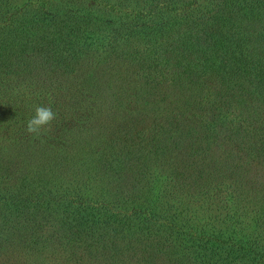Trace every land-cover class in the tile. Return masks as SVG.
Returning <instances> with one entry per match:
<instances>
[{
	"label": "trees",
	"instance_id": "trees-1",
	"mask_svg": "<svg viewBox=\"0 0 264 264\" xmlns=\"http://www.w3.org/2000/svg\"><path fill=\"white\" fill-rule=\"evenodd\" d=\"M141 2L147 11L131 12V19L123 12L132 23L116 28L110 15H120L127 0H25L11 8L0 0V37L27 38L0 60V258L19 247L23 264H68L57 252L78 248L61 245L78 228L92 237L98 230L108 243L79 264H264V168L253 164L262 158L255 138L264 132V101L263 108L247 107L236 94L237 107H219L225 122L189 124L199 111L208 114L212 97L200 81L209 77L228 90L257 81L264 92V0ZM106 19L111 27H97ZM134 40L156 46L148 55L125 53ZM18 45L21 61H11ZM37 106L51 107L57 118L51 132L28 135ZM205 126L213 138L200 136ZM228 128L254 140L241 138L253 163L228 161L241 150L223 145ZM223 182L230 184L220 201L224 212L203 229L187 218L190 200H205ZM159 183L174 185L176 217L177 204L164 208L152 193L149 185ZM137 186H149L147 193ZM136 194L151 200L145 205ZM121 196L140 204L127 212ZM162 221L186 248L147 254L143 233ZM45 225L63 236L50 241ZM137 236L141 254L130 256L124 244Z\"/></svg>",
	"mask_w": 264,
	"mask_h": 264
},
{
	"label": "rangeland",
	"instance_id": "rangeland-1",
	"mask_svg": "<svg viewBox=\"0 0 264 264\" xmlns=\"http://www.w3.org/2000/svg\"><path fill=\"white\" fill-rule=\"evenodd\" d=\"M3 4H5L6 6L9 5V7L11 8V6H15L17 4H22L25 0H2ZM138 0H127V3L123 6L119 8V11L121 12L120 15L118 14V16H116L117 13H112L110 15V19L114 18L117 21L114 23V27L118 28L120 25H122V23H124L126 21L127 24H131L132 22L130 20H125L124 17H122L121 15H125V13L123 12H127L129 14V19H131V17H133L134 15H132L131 12H134L135 14L137 12L143 11L146 12L147 11V7L143 2H146V0H140V2H137ZM92 3V1L90 2ZM138 3V4H137ZM94 4V2H93ZM96 5V4H95ZM64 13V12H61ZM110 19H106V21H98L97 22V27H101V29H107L109 26L108 24L112 21H110ZM74 23H72L71 25H73ZM79 24L84 28L85 27V23L83 21H80ZM69 25V24H68ZM27 40V38H25L24 40L19 37V36H15L14 34L12 35H4L0 37V56L2 55V58L0 57V60H4L7 55H9L12 52V48L14 46V44L17 43H22L25 42ZM128 48H126L124 46V51L125 53H145V55H148L151 51V49L156 46V44L154 42H147L146 40H134V41H130L128 42ZM11 47L9 49H7L8 47ZM156 49H158V47H155L153 49V52L156 51ZM128 50V51H127ZM19 51V52H18ZM17 54H12V58L10 59L11 61H21V59H18V54L20 53V48L19 45L17 46L16 49ZM260 52V51H259ZM4 55V56H3ZM260 55L262 56L263 54L260 52ZM107 56V55H106ZM3 64V63H2ZM2 64H0V72L3 75V70L4 67L1 66ZM136 72L140 73V75H142V69L141 68H134L133 70ZM257 80V79H256ZM260 80V79H258ZM250 82H246L244 84V90H241L240 87H237L236 89H232V90H228V88H226L221 81L215 79V78H207L206 81H200V86L201 88H207L209 89V92L211 94V99H209L206 104L207 106L205 107V110H207L208 114L203 112L198 113L197 117H190V123H195V124H200L201 119H204L205 121L208 122H225L226 119H221L218 120V115H219V107L222 108L225 112H229V110H231L230 106L233 107H237V103H236V99H237V95L236 94H241L243 95L244 99H245V105L247 107L251 106V105H255L254 108L256 107H262L263 108V103L262 101H264L263 99V95L264 92L262 91L263 88V84L262 83H258L257 81L253 82V84H249ZM157 91H161L162 93L165 91L161 89H157ZM244 91H247L249 93H243ZM205 92V91H204ZM202 93L201 95H205V93ZM194 93H197V91H194ZM235 93V94H233ZM242 99V98H241ZM184 100L181 99V102H183ZM198 101L199 99H195V97H192L191 103H192V108H198ZM240 109V108H239ZM210 114V115H209ZM27 115V114H26ZM192 115V112L191 114ZM200 115H202V117H200ZM228 115V114H227ZM226 115V116H227ZM28 116V115H27ZM214 118V119H213ZM228 121H232L235 123V125L237 126H241V120L240 119H236L231 117L230 115H228ZM185 120V119H184ZM2 124V123H1ZM209 124V123H208ZM208 124H206V126H208ZM205 126V129H203L201 131V137L203 138H213V134L209 131L206 130L207 127ZM220 126H222V124H220ZM2 128V127H1ZM229 129L228 128V136H229V140L228 138L226 139L225 136L226 135H222V143H224L223 145L226 146V148L229 150L230 146L232 147H238L241 148V150H234L232 151L237 157L235 159L234 155L231 154L229 155V157L227 158L228 161L231 163L232 160L234 159V163H239L241 164V166L246 165V163H253L254 159L251 155V153L249 152L250 149V144L248 143V145L246 144V141L244 140L243 143L241 144V138L245 137V139L248 141V136L246 137V132H241L239 131L238 136L237 134L234 132L229 133ZM205 131V132H203ZM261 134L263 136H259L255 139H260L257 142V149L258 152H260V155H262V158L260 160V163L257 164V162L253 163L256 166H260V169L263 170L264 168V132L260 131ZM136 132H134V136ZM233 140V141H232ZM211 141V140H210ZM239 141V143H238ZM250 143H254V140L251 139L250 141H248ZM138 143V139L133 138L132 140V144H137ZM130 144V143H128ZM251 155V156H250ZM225 156V155H224ZM257 161V159H256ZM254 175L256 174V172H253ZM139 180L141 179L140 177L138 178ZM178 180V179H177ZM179 183H181V181H178ZM161 183H159V185H149L152 187V193L156 194L157 199L160 200L159 204L160 206H164V208H173V206H175L179 201H177V203H175V200H171L170 196L173 195V191L176 189L174 188V185H171L170 187H167V185H160ZM224 185H212L213 186V191L211 193L210 196H208L205 200H199V199H192L190 200V206H189V216L187 218H191L192 222L195 224H198L201 228L205 229L206 228V223H208L210 220L215 219L216 217H219V215H222V212H224L223 210H221V205H220V201L224 200L225 198L228 197L227 194V189L226 186H230L229 183L227 182H223ZM4 185V184H2ZM170 185V184H169ZM149 186H137L139 188V192L141 193H147V189ZM141 187V188H140ZM92 193V192H91ZM96 197L97 194V190L94 191L93 193ZM139 195L138 201H140V203L143 204H147L150 202V198L144 197L141 198L140 194H136ZM187 195V194H186ZM121 202L123 203V209L127 210V212H131V210H133L134 208L138 207L140 203L138 202H134L133 199L129 198V197H124L121 196L120 197ZM191 198V197H188ZM172 201V202H171ZM179 204L176 205L175 208H173V213L171 215H173V217H176V208ZM121 208V207H120ZM162 210V209H161ZM164 210V209H163ZM162 213H165L164 211H162ZM91 217V216H90ZM98 217L96 216L95 219H97ZM224 218V216H223ZM93 219V220H95ZM191 222V223H192ZM179 223V220L177 221V224ZM46 226V230L47 232L44 234V236H48L49 240L52 241V237L53 235L62 237L63 235L59 232H57V230H53L52 228H50L51 226L49 225H45ZM199 227V229H200ZM174 229L175 233H176V228H172ZM98 231V230H97ZM95 233L96 236L92 237V235L87 234L85 232L81 233V230L78 228H71L70 230H68L67 232V238H65L64 241L61 242L62 246L65 245H72L75 244L78 248L77 249H73L70 247H64V249L62 250H58V254L60 255V260L62 261H67L68 264H79L82 263L81 261H86V260H90L93 261L95 260L94 258L91 259L90 257V253H92L94 250H102V247L107 245L108 243L104 242V238L105 236H101L99 233ZM167 226H163V221L160 222L159 224H157V226L154 227V231H149V232H145L143 233L144 237L142 238V244H150V248L148 249V253L152 254H156V252L160 251L163 254H166V256H171L172 253V249L174 245H176L177 247H179L180 249L182 248H186L187 243L185 241H181L179 239H175V237H173L171 234L172 231H168ZM174 235V234H173ZM102 237V238H100ZM55 241H57V238H54ZM205 243V242H202ZM152 245V247H151ZM208 245V244H207ZM144 246V245H143ZM148 246V245H147ZM190 246V244H189ZM124 250L125 253H129L130 256H132L133 252L136 251V253L139 252V254H141V249H142V245H138V236L136 238H134L133 241H128L126 240L125 244H124ZM16 249H19V252L16 253H9L7 256L6 255H2L0 258V264H23L25 263V261L27 260V257L25 256V253L22 252V250L17 247ZM186 250V249H184ZM90 251V252H89ZM199 250L196 248L192 249V253H190V255H195V253H197ZM77 254L80 257H73V259H71L72 254ZM83 254V255H82ZM85 256V257H83ZM137 257L138 256H133V260L137 261ZM40 264V263H38ZM191 264V263H189Z\"/></svg>",
	"mask_w": 264,
	"mask_h": 264
},
{
	"label": "clouds",
	"instance_id": "clouds-1",
	"mask_svg": "<svg viewBox=\"0 0 264 264\" xmlns=\"http://www.w3.org/2000/svg\"><path fill=\"white\" fill-rule=\"evenodd\" d=\"M57 118V113L53 112L51 107L37 106L35 114L31 116L25 125V131L28 135L51 132L52 123Z\"/></svg>",
	"mask_w": 264,
	"mask_h": 264
}]
</instances>
